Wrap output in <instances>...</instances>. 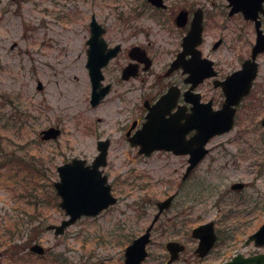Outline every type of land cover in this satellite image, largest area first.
<instances>
[{
	"label": "rangeland",
	"instance_id": "1",
	"mask_svg": "<svg viewBox=\"0 0 264 264\" xmlns=\"http://www.w3.org/2000/svg\"><path fill=\"white\" fill-rule=\"evenodd\" d=\"M166 3L167 10H161L147 0H0V264H124L126 246L148 227L156 202L175 192L173 206L152 231L150 254L142 264H165L171 239L187 241L177 264H218L237 253H264V246L246 243L264 223V53L258 57L255 88L242 102L234 128L211 139L208 155L186 179L185 156L139 154L127 137L143 100L156 96L168 81L184 83L180 71L171 78L163 71L181 41V31L168 19L173 11L204 7L207 47L222 36L227 41L212 54L225 58L224 69L236 60L230 52L242 46L244 21L215 15L227 0ZM92 15L107 28L108 42L140 43L156 56L155 71L130 81L121 78L125 55L113 60L104 71L106 82H114L112 90L96 106L86 67ZM201 88L208 96L221 95L210 81ZM50 126H60L62 134L44 141L40 131ZM107 138L104 169L117 203L57 235L46 228L67 217L54 186L57 166L75 157L91 162L99 153L97 141ZM237 181L246 186L233 189ZM210 220L217 222L219 242L205 260L191 259L196 245L191 231ZM34 243L45 248L44 255L30 251Z\"/></svg>",
	"mask_w": 264,
	"mask_h": 264
},
{
	"label": "water",
	"instance_id": "2",
	"mask_svg": "<svg viewBox=\"0 0 264 264\" xmlns=\"http://www.w3.org/2000/svg\"><path fill=\"white\" fill-rule=\"evenodd\" d=\"M156 6L165 7L163 0H149ZM236 2L238 9L248 12V16L254 17V14L264 0H231ZM91 38L89 39V67L90 76L93 83L92 103L98 104L110 90V86H102L104 78L102 67L108 61L118 54L120 45L113 49H108L106 41L103 37L104 27L98 22L95 15L92 16ZM202 32V17L198 16L194 20L193 30L188 38L199 36ZM261 48V49H259ZM258 50H264V34L260 31L257 46L255 47L253 58L256 57ZM252 61V60H251ZM125 70L123 76L128 78L134 71ZM258 64L253 62L244 63L241 71H234L225 80L220 81L226 95L223 107L219 110H212L208 105L203 104L197 106L196 113H192L186 122H181L179 117L165 118L160 113L162 106L170 100L172 92L166 93L160 101L152 108L148 115L147 121L138 132L130 137L133 145H140V153L150 155L154 150H173L177 154L190 153L189 166L184 178L190 171L204 158L209 149L206 144L217 134L227 132L234 126V117L236 113V105L240 103L242 98L250 92L252 82L258 74ZM191 73L190 80L196 82L206 77L214 76L215 71H189ZM39 88H42L40 83ZM264 125V118L262 120ZM196 129V133L186 139V135L190 130ZM43 139H56L61 134V129L56 126H50L41 131ZM109 140H99L98 148L100 153L96 156L91 165H86V160L74 158L71 162H67L58 167L61 180L55 182L58 194L62 197L60 206L65 209L69 216L63 219L60 224H49L47 229H54L56 234H62L65 229L73 224L83 215H96L102 209L115 203L117 198L112 194L111 185L107 183V175H102L100 166L106 165L109 148ZM243 182H236L233 188L241 189ZM174 195L158 202L159 211L146 231L135 238L125 250V264H140L149 254L147 245L151 241V230L159 215L168 208ZM193 235L200 238L197 252L204 257L214 246L217 236L214 228V221L203 223L193 229ZM254 241L257 246L264 245V223L252 233L247 239V243ZM167 248L171 253V257L167 264H172L179 253L185 249V245L179 241L171 240L167 243ZM31 249L37 253L43 254L45 248L34 243ZM222 264H264V253L245 257L237 254L233 259Z\"/></svg>",
	"mask_w": 264,
	"mask_h": 264
},
{
	"label": "flooded vegetation",
	"instance_id": "3",
	"mask_svg": "<svg viewBox=\"0 0 264 264\" xmlns=\"http://www.w3.org/2000/svg\"><path fill=\"white\" fill-rule=\"evenodd\" d=\"M147 1L148 3H150L149 0ZM164 2L166 5L165 7L155 6L152 3L150 4L153 7H155V9L167 10L168 4L166 3V0H164ZM259 7L260 9L256 11V13L254 14V17H251V16H248V12L238 9L236 2L233 3V1L227 0L226 5L224 6L223 12L221 13L219 12L215 14V15H219L218 18L226 17L227 19H229V21L237 17L236 18L237 20H243L244 24L246 25V27L242 29V33H243V36L241 39L242 46L241 47L235 46V48L230 52L232 54V57H236V60L233 64L235 63H238V64L232 66L233 65L232 62H228L225 64L227 65V69H224L221 66V64L223 65L222 61L225 58H222V61H221L219 60V57H216V58L212 57V54L217 53L218 50L223 46V44L225 45V43H227L224 37L222 36V37L215 39L214 41L210 42L211 47H207L208 41L205 38V34H204L206 31V12L203 6H198L195 8L184 7V8L179 9L178 11H173V14L168 15L169 16L168 19L170 21H173L175 25L178 27V29L181 31V38H180L181 41H180V45L178 49L175 52V55H173L171 60L168 61L163 71H166L165 76H168L169 78H171V76L174 75L175 73H179L180 71L181 74L183 75L184 83L182 84L177 81H168V83L166 84V87H164L163 90L160 91L156 96H154L153 98H146L145 100H143V105H142L141 111L139 112V117L133 120L129 130L127 131L128 139L130 136H133L134 134H136L137 130L146 121L150 112H152L151 108L159 100V98H161V96H163V94L165 93L172 92L170 100L167 101V103H165L162 106L161 111H160V113L164 114L165 118L179 117L181 118L180 119L181 122H186L187 118L190 117L192 113L194 112L196 113L195 110L197 109V106L199 105L202 106L203 104L208 105L210 109H215V110L220 109L226 97L223 87L220 84V81L225 80L234 71H241L243 69L244 63L248 61L249 62L255 61L258 64V70H257L258 74L252 82V87H251L249 94L243 98L242 102L244 101L245 98L251 95L252 91L255 88V82L260 72V61L258 60V57L264 53V50H258L256 53V57L253 58L254 50H255V47L257 46L260 31L264 34V2ZM198 16L202 17L201 35L197 37L193 36V37L188 38L191 31L193 30L194 20L197 19ZM163 22L166 23L167 20H164ZM224 27L227 28L228 25L225 24ZM89 31H90L89 37L86 42L87 44L86 67H87L89 77H90L89 38L91 35V27H89ZM106 32H107V28H106ZM252 35H253V39H251ZM106 45L108 49H113L117 45H120V49H119L118 54L115 55L112 59H110L105 66H103L102 71H103L104 78L102 82H104V84H102L101 87L109 85L110 91L112 90L114 82H112L111 80L106 82L107 77L104 71H106L107 67L110 65V63L113 60L118 59L121 55H125V58H124L125 61L120 64L121 78L125 81L137 79L147 71H155L153 67L155 64L156 56L151 53L150 47L144 46L140 43H135L131 45L130 47H124L123 43L120 41L112 43V42H108V40H106ZM232 57L229 56L230 60H233ZM127 68L129 69L127 71H134V73L130 74L128 78H125L123 74ZM189 71H215L216 74L214 76L206 77L201 81L196 80V82H194L190 80L191 73ZM221 71H231V72H229L226 75L221 76L220 74ZM158 76L160 78V76H164V74L163 75L159 74ZM207 81L212 82L213 87L215 89H219V91L221 92V95H217L214 92L213 94L208 96L206 92H204L201 88V86H203ZM242 102L238 106L237 113H238V110ZM237 113H236V118H237ZM195 132L196 130L194 129L190 130L186 135V139H190L194 135ZM98 141H97V148H98ZM109 143H110V139H109ZM109 148H110V145H109ZM138 150H139V147H138ZM161 151L163 152L165 151L167 153H171L174 155L185 156L186 161H187V167H188L190 153L177 154L172 150L170 151L157 150V151H154L153 153L161 152ZM107 164H108V160H107L106 165L102 167V170L104 171L105 174L108 175V173L104 169L107 166ZM187 167H186V170H187ZM108 178L110 181L109 175H108ZM186 178H184V174H183V180ZM173 195L174 197L172 199V203L166 211H168L173 206L174 200L177 197V192L173 193ZM166 211H164V213ZM164 213H162V215ZM160 218L155 222L153 226V230L157 222H159ZM214 222H215V231L217 234V241L215 243V246L209 251V253L205 257L200 256L199 252H197V247L199 245L200 238L193 236V232L191 231V236L196 241V245L192 251L191 259H194V260L196 259L197 261L205 260L210 255V253L214 250L216 245L218 244L220 235L216 230L217 222L216 221ZM174 240L180 241L185 244V249L179 253L178 259L173 263V264H177L183 258V255L186 252L188 246H187V241H184L181 239H174ZM165 247L168 252V258L166 259V262H165V264H167L171 254L167 249V245H165ZM233 257L234 255L226 260L221 261L218 264H222L223 262L228 261L232 259Z\"/></svg>",
	"mask_w": 264,
	"mask_h": 264
}]
</instances>
